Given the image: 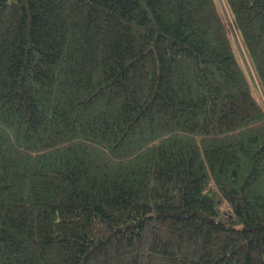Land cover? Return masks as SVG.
<instances>
[{"label":"trees","instance_id":"16d2710c","mask_svg":"<svg viewBox=\"0 0 264 264\" xmlns=\"http://www.w3.org/2000/svg\"><path fill=\"white\" fill-rule=\"evenodd\" d=\"M0 0V264H264V0Z\"/></svg>","mask_w":264,"mask_h":264},{"label":"rangeland","instance_id":"374dc122","mask_svg":"<svg viewBox=\"0 0 264 264\" xmlns=\"http://www.w3.org/2000/svg\"><path fill=\"white\" fill-rule=\"evenodd\" d=\"M218 3H219V6H220L222 12H225L230 17L231 12H230V10L227 9L224 0H218ZM236 49L238 51V56H239V59L241 60L242 65L244 66L245 69L247 68V70L250 72V77L252 78V82H253L252 85L254 87L255 94H256L257 98L259 99V101L264 105L262 92L257 85L255 72H254V69L252 68V65L250 63L248 54L246 51H240L239 48L237 47V43H236Z\"/></svg>","mask_w":264,"mask_h":264}]
</instances>
